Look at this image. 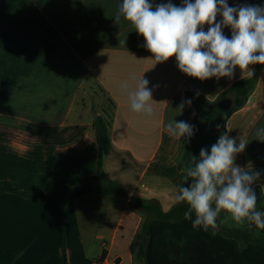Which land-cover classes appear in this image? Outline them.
Wrapping results in <instances>:
<instances>
[{
  "label": "crops",
  "instance_id": "crops-1",
  "mask_svg": "<svg viewBox=\"0 0 264 264\" xmlns=\"http://www.w3.org/2000/svg\"><path fill=\"white\" fill-rule=\"evenodd\" d=\"M148 2L153 9L183 4ZM227 2L264 6V0ZM121 3L0 0V181L24 192H48L55 181L75 186L97 176L92 122L106 116L111 150L98 182H116L125 192H89L62 207L0 193V264H58L62 226L69 264H134L130 245L144 215L129 201H156L168 212L185 177L178 168L180 140L168 135L167 123L194 119L188 94L213 101L251 76L237 68L232 78L200 80L181 72L175 57L155 64L131 23L123 17L115 23ZM223 32L231 37L229 27ZM250 68L257 73L255 87L226 121L224 134L248 141L235 163L260 173L253 188L257 207L264 208V142L256 137L264 127V65ZM142 76L152 92L151 117L132 111L128 99Z\"/></svg>",
  "mask_w": 264,
  "mask_h": 264
},
{
  "label": "clouds",
  "instance_id": "clouds-1",
  "mask_svg": "<svg viewBox=\"0 0 264 264\" xmlns=\"http://www.w3.org/2000/svg\"><path fill=\"white\" fill-rule=\"evenodd\" d=\"M222 20L217 22V16ZM123 17L143 36L144 47L152 53L156 63L175 57L181 72L200 80L212 77L232 78L240 69L254 74L251 65H264V6H229L227 0H183L181 6L171 2L153 5L148 0H122L115 14V23ZM204 25H208L207 31ZM231 29V37L223 29ZM148 81L142 78L135 90L128 92L131 110L151 117L152 92ZM188 104L191 101H187ZM183 107V102L180 108ZM169 136L181 140L192 137L194 126L184 121L171 120L166 125ZM257 140L264 142V127L257 129ZM248 141L239 143L227 134L219 137L207 149L200 150L199 160L192 156L185 162L184 183L180 185L175 201L188 205L184 216L193 220V228L218 227L221 212H226L237 225H254L264 230V212L256 209L258 197L253 188L260 173L242 169L235 163ZM91 259V252H86Z\"/></svg>",
  "mask_w": 264,
  "mask_h": 264
},
{
  "label": "trees",
  "instance_id": "trees-1",
  "mask_svg": "<svg viewBox=\"0 0 264 264\" xmlns=\"http://www.w3.org/2000/svg\"><path fill=\"white\" fill-rule=\"evenodd\" d=\"M257 73L236 81L213 101L197 93H190L188 101L195 109L192 137H182L181 158L178 168L192 156L199 160L200 150L210 154L211 146L225 133V124L232 113L242 108L253 91ZM97 146V176L83 178L75 186L55 181L48 192H24L10 183L0 181V193H11L21 199L40 204L62 207L75 198L89 192L107 195H125L122 187L110 181L107 185L98 182L102 173L103 159L111 150L106 116H96L92 122ZM184 183V180L182 184ZM181 184V185H182ZM189 179L183 186H190ZM129 206L136 208L144 219L130 245L134 264H264V230L245 223L244 229L221 227L218 220L216 229L193 228L191 220L185 219L188 205L177 203L168 212H163L156 201L131 199ZM264 212V208H258ZM61 246L65 249L64 227H61ZM104 251L101 259L104 257ZM63 259L65 262L63 263ZM58 264H69L61 256Z\"/></svg>",
  "mask_w": 264,
  "mask_h": 264
},
{
  "label": "rangeland",
  "instance_id": "rangeland-1",
  "mask_svg": "<svg viewBox=\"0 0 264 264\" xmlns=\"http://www.w3.org/2000/svg\"><path fill=\"white\" fill-rule=\"evenodd\" d=\"M218 222L221 227H226V228H235V229H244L245 224L242 225H237L230 216L226 212H221L220 217L218 218ZM65 251V249H64Z\"/></svg>",
  "mask_w": 264,
  "mask_h": 264
},
{
  "label": "water",
  "instance_id": "water-1",
  "mask_svg": "<svg viewBox=\"0 0 264 264\" xmlns=\"http://www.w3.org/2000/svg\"><path fill=\"white\" fill-rule=\"evenodd\" d=\"M61 254H62V256L64 257V256H65V251L62 250ZM64 262H65V260L63 259V263H64Z\"/></svg>",
  "mask_w": 264,
  "mask_h": 264
}]
</instances>
